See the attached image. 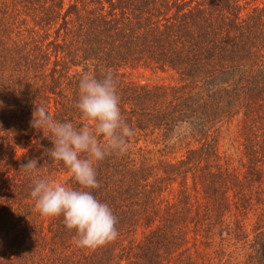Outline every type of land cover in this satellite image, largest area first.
I'll return each instance as SVG.
<instances>
[{
	"label": "trees",
	"instance_id": "obj_1",
	"mask_svg": "<svg viewBox=\"0 0 264 264\" xmlns=\"http://www.w3.org/2000/svg\"><path fill=\"white\" fill-rule=\"evenodd\" d=\"M138 68L171 80H129ZM107 71L134 135L92 190L118 236L80 248L30 195L39 178L80 187L30 121L44 105L88 123L79 80ZM0 102V264H264V0H0Z\"/></svg>",
	"mask_w": 264,
	"mask_h": 264
},
{
	"label": "clouds",
	"instance_id": "obj_2",
	"mask_svg": "<svg viewBox=\"0 0 264 264\" xmlns=\"http://www.w3.org/2000/svg\"><path fill=\"white\" fill-rule=\"evenodd\" d=\"M76 108L88 123L77 126L57 121L41 105L35 107L30 124L51 137L50 156L63 163L80 187L39 178L33 181L30 195L41 215L63 216L65 226L79 237L77 247L94 249L118 236L112 210L92 194L100 187L96 165L109 155L124 154L134 129L122 116L117 81L111 71L102 79L87 74L81 77ZM21 167L35 173L38 159H28Z\"/></svg>",
	"mask_w": 264,
	"mask_h": 264
},
{
	"label": "rangeland",
	"instance_id": "obj_3",
	"mask_svg": "<svg viewBox=\"0 0 264 264\" xmlns=\"http://www.w3.org/2000/svg\"><path fill=\"white\" fill-rule=\"evenodd\" d=\"M262 0H258L260 2ZM128 79L139 84H156V83H169L170 77L168 73H161L153 71L148 68H138L128 71ZM235 125L232 123L230 126H224L221 129L220 135V151L230 156L233 164H236L238 155H241L242 147L240 146L241 139L237 136ZM54 182L63 183V178H59Z\"/></svg>",
	"mask_w": 264,
	"mask_h": 264
}]
</instances>
